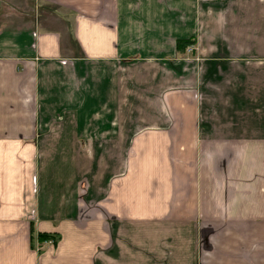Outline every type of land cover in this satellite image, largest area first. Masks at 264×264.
<instances>
[{
    "label": "crops",
    "instance_id": "obj_1",
    "mask_svg": "<svg viewBox=\"0 0 264 264\" xmlns=\"http://www.w3.org/2000/svg\"><path fill=\"white\" fill-rule=\"evenodd\" d=\"M0 264H264V0H0Z\"/></svg>",
    "mask_w": 264,
    "mask_h": 264
},
{
    "label": "trees",
    "instance_id": "obj_2",
    "mask_svg": "<svg viewBox=\"0 0 264 264\" xmlns=\"http://www.w3.org/2000/svg\"><path fill=\"white\" fill-rule=\"evenodd\" d=\"M194 41H191V40H187V41H178V48L180 49H185L187 46H190V45H194ZM50 239H53L54 241L56 240L55 236H52V235H48V234H40L39 235V240L41 242L43 241H47V240H50Z\"/></svg>",
    "mask_w": 264,
    "mask_h": 264
},
{
    "label": "built area",
    "instance_id": "obj_3",
    "mask_svg": "<svg viewBox=\"0 0 264 264\" xmlns=\"http://www.w3.org/2000/svg\"><path fill=\"white\" fill-rule=\"evenodd\" d=\"M194 48H195L194 45H190V46H188V47H187V52H188V53H192V52L194 51Z\"/></svg>",
    "mask_w": 264,
    "mask_h": 264
},
{
    "label": "rangeland",
    "instance_id": "obj_4",
    "mask_svg": "<svg viewBox=\"0 0 264 264\" xmlns=\"http://www.w3.org/2000/svg\"><path fill=\"white\" fill-rule=\"evenodd\" d=\"M139 125V122H135V126H136V128H135V130H137L138 128H137V126Z\"/></svg>",
    "mask_w": 264,
    "mask_h": 264
}]
</instances>
